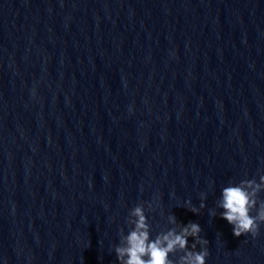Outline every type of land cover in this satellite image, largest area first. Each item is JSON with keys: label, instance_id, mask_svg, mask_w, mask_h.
Instances as JSON below:
<instances>
[{"label": "clouds", "instance_id": "obj_1", "mask_svg": "<svg viewBox=\"0 0 264 264\" xmlns=\"http://www.w3.org/2000/svg\"><path fill=\"white\" fill-rule=\"evenodd\" d=\"M264 192V174L256 178L243 179L239 183H229L221 190L216 207L223 209L221 218L233 226L236 237L258 235L261 224H264V199L260 193ZM206 195L201 193V203L196 206L186 207L193 213L205 207ZM186 204H191L186 201ZM147 208L152 210V205ZM255 213V214H253ZM213 216L215 212L213 211ZM127 223L132 227L125 235L120 232V242L114 247L118 264H206L208 241L201 237L200 225L189 222L183 225L177 222L174 215L168 216V223L175 225L166 231L160 232L151 238V228L145 213V203L140 202L134 206L128 215ZM193 238L189 248L188 238ZM197 245L201 246L196 251ZM177 256V259L171 257Z\"/></svg>", "mask_w": 264, "mask_h": 264}]
</instances>
